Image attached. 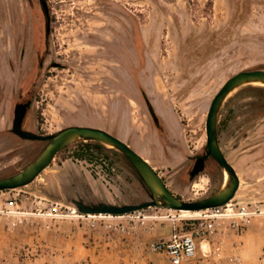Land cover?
Here are the masks:
<instances>
[{
    "label": "rangeland",
    "instance_id": "374dc122",
    "mask_svg": "<svg viewBox=\"0 0 264 264\" xmlns=\"http://www.w3.org/2000/svg\"><path fill=\"white\" fill-rule=\"evenodd\" d=\"M251 69H264V0H0V178L46 144L11 131L15 105L31 101L24 129H104L146 159L175 196H211L224 181L213 158L189 175L206 151V115L225 81ZM80 142L58 151L30 184L0 192V264H171L149 244L175 227L188 230L189 217L213 225L199 264H264V87L237 88L220 111L219 146L240 180L230 210L62 215L78 199H150L120 153L105 146L82 154Z\"/></svg>",
    "mask_w": 264,
    "mask_h": 264
},
{
    "label": "water",
    "instance_id": "95a60500",
    "mask_svg": "<svg viewBox=\"0 0 264 264\" xmlns=\"http://www.w3.org/2000/svg\"><path fill=\"white\" fill-rule=\"evenodd\" d=\"M253 82L264 84V69L244 70L234 74L225 81L210 103L205 120L206 151L202 156L197 157L190 171V177L193 179L203 170L204 162L208 157L213 158L222 171L227 172L228 181L211 196L194 201L183 200L175 196L146 159L127 143L104 129L93 126L71 125L50 134H37L23 129V117L30 102L15 105L11 131L21 139L45 141L46 144L38 156L25 168L15 174L0 178V192L21 188L33 182L50 165L57 152L62 148L80 141H95L117 151L124 157L147 187L150 199L136 204L122 205L105 202L86 204L82 200H73L79 212L84 214L124 215L155 206L194 212L223 206L234 198L239 189L240 180L234 167L227 161L219 146V115L223 103L234 90Z\"/></svg>",
    "mask_w": 264,
    "mask_h": 264
},
{
    "label": "built area",
    "instance_id": "2783aa9c",
    "mask_svg": "<svg viewBox=\"0 0 264 264\" xmlns=\"http://www.w3.org/2000/svg\"><path fill=\"white\" fill-rule=\"evenodd\" d=\"M231 201L223 206L217 208H211L206 210H201L200 212L206 211H218L222 208L230 210ZM54 211H57V207L52 208ZM66 211L62 214L68 217H75L79 219H92V218H130L136 219L139 218L142 210H137L124 215H110V214H84L77 210L76 207H67ZM212 214L214 216L223 215ZM241 215H247L245 209L241 212ZM190 228L185 230L180 227L174 228L170 235L166 238L157 239L149 244V249L152 252L164 254L171 264H199L198 260V251H202V256L207 257L209 253L206 251V243L204 241L208 240V236L212 230V224L209 223L206 227L201 228L196 226L197 219H192L191 217L187 218ZM121 230H124V227H121ZM239 261L238 258L235 259L233 264Z\"/></svg>",
    "mask_w": 264,
    "mask_h": 264
},
{
    "label": "trees",
    "instance_id": "16d2710c",
    "mask_svg": "<svg viewBox=\"0 0 264 264\" xmlns=\"http://www.w3.org/2000/svg\"><path fill=\"white\" fill-rule=\"evenodd\" d=\"M154 116V115H153ZM154 120L156 123H158L157 117L154 116ZM81 144V153H90V152H96L98 154H102L104 151L109 150L101 143L95 142V141H86V142H80Z\"/></svg>",
    "mask_w": 264,
    "mask_h": 264
},
{
    "label": "flooded vegetation",
    "instance_id": "af4514ba",
    "mask_svg": "<svg viewBox=\"0 0 264 264\" xmlns=\"http://www.w3.org/2000/svg\"><path fill=\"white\" fill-rule=\"evenodd\" d=\"M55 66H60L59 64H56ZM27 102H30V104H31V101H27ZM27 102H20V104L22 103V104H24V103H27ZM17 104H19V103H17ZM29 107H30V105L27 107V110H26V113H27V111H28V109H29ZM26 113H25V115H26ZM25 115H24V117H23V121H22V128H23V122H24V119H25ZM24 129V128H23ZM26 130V129H25ZM29 131V130H28ZM203 155V154H202ZM202 155H197L196 157H194V163H195V161H196V159H197V157H199V156H202ZM209 158H211V157H208L206 160H205V162H204V168H205V164H206V162H207V160L209 159ZM193 166H194V164H193ZM193 166H192V168H193ZM204 168H203V170H204ZM192 170V169H191ZM190 170V171H191ZM202 170V171H203ZM201 173V172H200ZM189 175H190V173H189ZM199 175V174H198ZM78 200H80V199H78ZM83 201V200H82Z\"/></svg>",
    "mask_w": 264,
    "mask_h": 264
},
{
    "label": "bare ground",
    "instance_id": "6f19581e",
    "mask_svg": "<svg viewBox=\"0 0 264 264\" xmlns=\"http://www.w3.org/2000/svg\"><path fill=\"white\" fill-rule=\"evenodd\" d=\"M250 85L252 86H260V87H264V84L260 83V82H253ZM223 175H224V181H223V185L228 181V174L227 172L223 171ZM196 186V184H195ZM184 211V210H182ZM184 212H190V211H184ZM193 213H195L194 211H192Z\"/></svg>",
    "mask_w": 264,
    "mask_h": 264
}]
</instances>
